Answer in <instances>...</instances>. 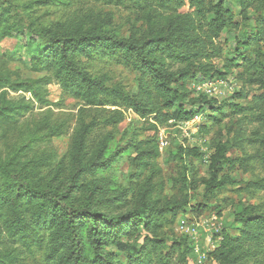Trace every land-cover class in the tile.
Here are the masks:
<instances>
[{
    "label": "rangeland",
    "instance_id": "374dc122",
    "mask_svg": "<svg viewBox=\"0 0 264 264\" xmlns=\"http://www.w3.org/2000/svg\"><path fill=\"white\" fill-rule=\"evenodd\" d=\"M10 1L12 5L7 6L8 0H0V12L7 14L9 23L18 20L24 26L18 37L0 42L1 165L33 185L65 193L66 201L72 206L110 215L122 214L140 203L163 206L165 198L186 188L192 198L190 204H207L201 217L219 216L222 230L232 236L238 233L235 214L241 208L264 206V161L261 159L264 108L256 111L252 104L254 96L264 94V55L258 54L259 48L264 49V34L260 31V41L255 40L262 17L256 4L249 2L242 6L246 9L244 18L238 1L225 0L237 26L224 29L216 39L222 52L213 64L221 72L227 65L229 71L223 78L196 74L185 85L189 100L186 110L194 112L200 108L201 115L198 121L185 124L174 118L172 110L173 120L167 122L157 120L155 114L142 116V110L149 104L139 92L138 69L96 46H91V51L79 48L76 53H70L77 64L92 77L103 80L106 87L140 98L139 110L128 108L113 96L101 97L106 100L102 105L88 104L62 89L54 77L55 67L37 71L33 67L38 35L44 32L62 37L108 33L118 38H140L145 30L146 13L156 7L154 0ZM191 10L188 0H184L178 12ZM6 50L16 51L20 59H5ZM242 56L250 63H244ZM231 61L233 65H229ZM167 65L174 71L181 67L171 60H167ZM218 78L225 82H213L216 90L210 96L193 87V84ZM31 83L36 86L37 94L30 89ZM240 90L246 97H237ZM199 96L203 98L199 100ZM208 101L210 103H206ZM153 143L159 150L155 166L160 173L155 175L148 171L135 177L130 161L140 149L149 150ZM222 145L226 149L225 159L217 173V180L223 178L222 185L211 187L208 183L212 174L210 156ZM192 148V154L180 151ZM236 159L238 161L230 165L229 160ZM149 176H153L152 182H148ZM160 180L162 190L147 192L148 184ZM4 198V181L0 174V212L3 214L0 217V261L8 258L17 264H49L44 260L41 245L35 244L31 250H26L18 240L6 235L5 220L10 219L11 214L7 209L8 200L4 204ZM38 203L24 196L17 202V208L26 214ZM159 214L148 219L144 227L123 221L115 228L100 223L104 232H118L121 243L100 245L97 256L93 253L87 220H76L83 264H180L179 255L169 249L171 240L178 237H186L192 248L189 264H214L208 256L217 246L213 247L215 238L207 242L209 232L199 228L192 238L178 231L179 220L190 222L194 218L188 207L174 216ZM154 238L163 239L165 243L154 246ZM125 242L129 246H124ZM134 243L144 245L139 254L131 246Z\"/></svg>",
    "mask_w": 264,
    "mask_h": 264
},
{
    "label": "trees",
    "instance_id": "16d2710c",
    "mask_svg": "<svg viewBox=\"0 0 264 264\" xmlns=\"http://www.w3.org/2000/svg\"><path fill=\"white\" fill-rule=\"evenodd\" d=\"M8 1L7 6L12 5V2ZM154 1L156 7L146 13L145 30L140 38L136 36L118 38L108 33L82 37L50 36L45 32L41 33L38 35V50L32 57L34 70L55 67L54 77L60 82L62 89L88 104L102 105L106 100L101 97L113 96V99L120 100L128 108L139 110L140 98L117 88L106 87L103 80L89 75L71 56L70 52L76 53L79 48L91 51L93 49L91 46H96L105 54L118 55L125 65H134L138 69L139 92L149 104L142 110V116L155 114L157 120L167 122L173 120V114H170L172 110L175 112V119L189 121L194 115L200 114V108L194 112L186 110L189 100L185 85L187 86L196 74L222 78L226 76L229 66L225 65L226 70L221 72L213 64L222 52L216 39L224 29L236 27L237 24L233 22L232 12L225 6V0H188L192 10L187 13L178 12L184 5V0ZM236 1L241 8L249 2L259 8L262 17L255 40L260 41V31L264 34V0ZM241 13L245 18L246 9L242 8ZM16 22L9 23L7 14L0 12V42L5 38L18 37L19 30L24 25L18 20ZM260 53L264 55V49L260 51L259 48L258 54ZM3 57L7 60L20 59L16 51L9 50L3 53ZM242 59L244 63H250L244 56ZM167 60L181 67L176 71L171 70ZM229 65H233V62L231 61ZM0 83H3L1 78ZM29 87L37 94L35 85L31 83ZM201 97L203 98L198 97L199 100ZM237 97L244 98L246 95L240 90ZM252 104L256 111L264 108V94L254 96ZM193 150L194 148L180 151L192 154ZM225 151V146L222 145L210 156L212 174L208 183L211 187L222 185L223 178L217 180V173L225 159ZM158 155V146L154 143L149 150L140 149L130 161L131 168L135 170V177L139 178L148 171L155 175L156 172L160 173L159 167L155 166ZM261 159L264 161V153L261 154ZM237 161L229 160V163L233 165ZM0 174L4 181V204L7 199L9 203L7 209L11 214L10 219L6 217L5 220L6 235L18 240L26 250H31L35 244L41 245L44 260L49 264H83L81 243L75 231V222L80 218L87 220L93 253L97 256L100 245L108 242L118 245L121 243L118 232L108 234L100 228V223L115 228L123 221L144 227L148 219L155 218L157 214L160 215L159 213H172L174 216L178 211L188 207L191 215L197 218L207 210V204L203 202L190 204L192 198L186 192V188H183L176 195L165 198L163 206L140 203L122 214L110 215L88 207L72 206L66 201L65 193L33 185L20 174L1 164ZM152 177H148V182L150 180L152 182ZM160 189H163L161 180L148 184L147 192ZM24 196L39 202L35 209L26 214L17 208V202ZM2 216L0 212V217ZM235 221L239 223L238 233L232 236L222 230V240L209 253L208 258L214 264H264V206L247 205L241 208L235 214ZM152 242L156 246L165 243V240L154 238ZM125 245L129 246L127 242ZM131 246L139 254L144 245L134 243ZM169 249L179 255L180 264H189V253L192 252V248L186 237L172 239ZM140 258H137L136 263ZM0 264L17 263L4 258Z\"/></svg>",
    "mask_w": 264,
    "mask_h": 264
},
{
    "label": "built area",
    "instance_id": "2783aa9c",
    "mask_svg": "<svg viewBox=\"0 0 264 264\" xmlns=\"http://www.w3.org/2000/svg\"><path fill=\"white\" fill-rule=\"evenodd\" d=\"M213 82L223 84L225 81L222 78L215 79L214 81L211 79H207L204 82L193 84V87L195 90L205 92V94L210 96L216 90V87L213 86ZM200 116H201L200 114L194 115L192 119L185 122V124L198 121L200 119ZM161 143L163 144V142ZM201 216L191 219L190 222H187L185 219L179 220L178 231L182 233H187L192 238H195L196 231L199 228H203L202 230L203 232H209V234L206 235L207 242L208 243L212 242V240L215 238L214 241L216 242V244H213V247L218 246V244L222 240V223L219 219V216L215 214L207 215L208 217L206 216L201 217ZM194 250L197 252L198 247L195 246ZM202 256H204V254H202Z\"/></svg>",
    "mask_w": 264,
    "mask_h": 264
}]
</instances>
